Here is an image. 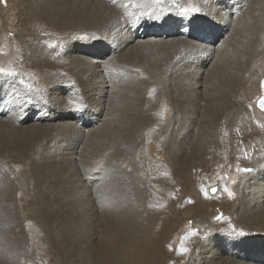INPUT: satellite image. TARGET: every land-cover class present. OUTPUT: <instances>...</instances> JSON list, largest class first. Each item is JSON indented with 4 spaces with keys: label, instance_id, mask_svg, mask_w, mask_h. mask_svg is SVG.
Returning a JSON list of instances; mask_svg holds the SVG:
<instances>
[{
    "label": "rangeland",
    "instance_id": "1",
    "mask_svg": "<svg viewBox=\"0 0 264 264\" xmlns=\"http://www.w3.org/2000/svg\"><path fill=\"white\" fill-rule=\"evenodd\" d=\"M6 1L0 0V69L3 70L0 71V110H6L4 113L0 112V264H15L17 257L13 254V248L15 243L21 242L22 231L25 240L23 246L28 252L23 264H264V153L250 154L249 151L250 155L246 160H242L240 154L238 156L232 154L234 147H231V154L224 149L227 153L222 155L220 152H223L225 139L223 140L221 136L222 130L218 129L222 128V125L215 126L211 133L207 126L203 127L200 123L192 125V129H188L186 122L173 123L175 135L168 132V144L163 147L158 157L164 159L162 161L166 169L170 168L171 181L174 178L172 173L179 170V167L175 166V161L182 162H179V165L183 166L185 163L181 171L184 177L183 188L179 193L176 189H171L166 212L162 214V209L157 211L155 210L157 208H148L152 207L148 199L153 198L152 194L155 191L148 189L149 176L144 175L146 197H149L145 199L146 202L140 204L142 207L138 206L139 209H136L137 193L133 190L132 194L127 184L128 177L134 172L137 156L132 153L129 158L123 159L120 165L114 161L115 171H112L106 163L108 156L99 161V157L103 155L98 152L100 145L106 141L100 138L104 135V124L102 122L90 124L88 127H82L85 131H82V128L79 131L81 125L76 123L79 112L74 111L72 114L75 116L69 119H62L57 115L69 110L58 112L56 103L62 98L66 99V102L83 100L84 102H80L83 106L90 103L91 112L99 119L97 116L99 108L97 103H94L96 100L94 98L98 97L99 92L96 91L97 95L94 96L87 89L83 91V86L73 85L63 88L61 93L54 94L52 76L29 69L30 64L25 60L26 52L21 49L28 38L25 37L26 33L29 34L31 30L26 27L28 25H24L25 11L23 12L22 7L25 0L23 2L11 0L8 4ZM57 1H51L50 5ZM179 1L185 6L183 0ZM79 2L81 0H78ZM148 12H151L154 18L163 17L158 10ZM202 12L197 13L178 7L175 17L178 18L177 23L186 30L187 16L196 21ZM117 35L118 31H115L113 36ZM178 36L166 37L165 40L169 38L176 42L177 38L178 40L184 38L183 35ZM154 37L156 36L151 37V41H159V37ZM95 39L96 37H92L78 43L79 47L73 49L74 52L70 51L72 54L70 58L76 60L88 57V50L98 44ZM105 44L110 45L109 42ZM135 44L107 54L106 60L116 63V60L126 55ZM94 49L96 52L99 50ZM155 51L163 58L160 59L164 60L166 52L162 53L159 48ZM150 52L151 55H142L139 59L143 63L149 62L148 60L153 62L156 54ZM199 55L198 52L188 59L186 56L182 57V61L174 69L180 70L182 75L175 77L172 85L177 84L180 79L189 81L188 73L194 68L192 64L197 61ZM145 57L147 60L143 59ZM210 63L207 67L204 65L205 70L211 69ZM256 65L257 62L253 61L251 68L253 77L250 80H253L251 82L253 93L245 104L248 112L253 111V115L263 118L264 111L258 108V101L264 94V75L257 74L254 70ZM150 72L152 70L145 76L125 72L123 78H128V81L121 84L118 94L114 92L112 99L109 97L107 106L110 111L115 104L120 103L118 96H129L131 88L135 86L149 92L150 90L146 88L151 81L147 75H153ZM169 75V71H161L160 77L156 79L159 87L165 86L164 79ZM62 79L64 83L71 84L67 77L63 76ZM160 90L155 92L161 93ZM10 104L12 110L7 112ZM173 112L172 109L167 111L169 115ZM177 142L185 146L181 153L178 151L180 156L175 151ZM70 155L71 158L67 159ZM95 161H99L97 167L100 169L98 168L97 175L92 179L98 183L99 174L102 177L107 176L104 179L105 184L99 190L101 194L103 193L100 194L101 201L94 199V185L84 189L85 187L76 182L81 176L82 179H87L90 167ZM48 174L53 176L54 187L58 184L64 185V182H60L62 180L67 182L69 187V195L58 198L59 200L54 201L50 206L52 208L48 210L49 213L53 211L47 216L53 224L50 227L44 225L42 218L37 216L41 205L36 201L33 186L34 180ZM115 175L118 177L119 188L115 186L113 189L109 180ZM120 181L123 182L122 187ZM212 188H216L215 193L211 192ZM5 189H14L12 201L4 200ZM229 191L233 194L231 197L228 195ZM128 194L132 195L131 202L134 204L132 209L127 208V205L124 208ZM159 197L162 198L161 193ZM101 208L103 210H100ZM123 209L130 211V215L133 211L140 210L134 224L119 218L115 222L118 210ZM112 212L114 215L111 216ZM162 215H165L163 216L165 219ZM15 217L19 219V225L13 223ZM120 221L124 222L125 227ZM28 223L42 227L40 230L43 239L48 241L51 252L38 250L30 241L26 229ZM107 233H110V236ZM105 234L109 237L106 238ZM61 236L65 241L61 240ZM107 243L112 244V250L106 248ZM48 254L50 256H47Z\"/></svg>",
    "mask_w": 264,
    "mask_h": 264
},
{
    "label": "bare ground",
    "instance_id": "2",
    "mask_svg": "<svg viewBox=\"0 0 264 264\" xmlns=\"http://www.w3.org/2000/svg\"><path fill=\"white\" fill-rule=\"evenodd\" d=\"M51 1L54 2V0H25L23 2L24 25H28L26 27L31 30L29 34L26 33L25 37L28 38L20 48L26 52L25 60L31 65H28V68L37 70L39 73H49L52 76L54 94L55 92L61 93L63 88L73 85L83 86V91L87 89L94 96L99 92L98 97L94 98L96 99L94 103H97L99 108L97 114L99 119L93 114L94 112H91L90 103H86V106L81 105L80 102H84L83 100L79 102L67 100L66 102V99L59 98L56 103L59 108L58 112L69 110L64 114L57 113V115L59 118L69 119L75 116H73L74 111L79 112L80 114H77L79 119L76 122L81 125L79 131L90 124L101 122L104 124L105 137L103 135L100 138L106 141L100 145L98 152L103 155L101 154L99 161L101 162L103 157L108 156L106 163L112 171H115L114 161L115 164L120 165L121 161L129 158L132 153L137 156L134 172L130 175L131 177H128L129 183L127 182L129 191L132 194L133 190L137 193L136 209H139L138 206L146 202L145 199L149 197H146L144 175L149 176L148 189L155 191L152 194L153 198L148 199L152 205L148 208H157L155 209L157 211L162 209V214L166 212L171 189H176L179 193V190L183 188L184 177L181 171L185 166V161L184 166L179 165L180 161H175L176 165L173 163L179 167V170L172 173L174 178L171 181L170 168L166 169L162 161L164 159L158 157L163 147L168 144V132L175 135L173 123L186 122L188 129L200 123L203 127L207 126L211 133L215 126L222 125V128H218L222 130L221 136L223 140L225 139L223 152H220L222 155L227 152L231 154V147H234L232 154H237V156L240 154L242 160H246L247 156L254 152L264 153V117L253 115V111L248 112L246 107L253 93V87H251L253 80L250 81L253 77L251 72L253 61L257 62L254 66L257 74L264 75V0H183L185 6L179 0H81L79 3L78 0H69L68 3L65 0L64 2L58 0L52 6ZM10 2L11 0H7L6 4ZM178 7L197 13L203 12L196 21L187 16L188 23L184 30L177 23V16L175 17ZM149 10H158L163 17L154 18L151 16L152 13L148 12ZM115 31H118L116 37L113 36ZM178 35H183L184 38L179 40L177 38L176 42L169 39ZM152 36L159 37V41H151ZM92 37H96L95 41L98 42L94 47L99 49L97 52L92 47L88 50V57L76 60L70 58L72 56L70 51L74 52L73 49L79 47L78 43ZM166 37H169L168 40H165ZM108 42L111 47L105 44ZM132 43H136V46H132L126 55L119 57L116 63L106 60L107 54L125 49ZM157 48L162 50V53L166 52L164 60L155 51ZM150 51L156 54V56L153 55L156 59L153 62L148 60L149 62L143 63L139 58L142 55H149ZM198 52L200 55L192 64L194 68L188 73L189 81L185 82L184 79H180L177 84L172 85L174 78L182 75L180 70H174L182 61V57L186 56L188 59ZM91 56L92 59H90ZM143 59L147 60V57ZM211 60H213L212 63H210ZM209 63L212 64L211 69L205 70L204 65L207 67ZM150 70H152L150 74L153 75H147L151 81L146 88L150 91L147 92L135 86L131 88L129 96L119 95L117 99L120 103L115 104L110 111L107 103L112 93L118 94L121 84L128 81V78H123L126 75L125 72H135L145 76ZM162 70L169 71L170 75L164 79L165 86L159 87L156 79L160 77ZM63 76L67 77L71 84L64 83ZM159 89L161 93L155 92ZM170 109L174 111L172 115L167 113ZM9 110H12V104L7 112ZM0 112L4 113L6 110L1 109ZM82 131H85V128H82ZM37 141L40 142V140ZM175 145L177 154L178 151L181 153V149L185 147L179 142ZM71 155L67 159H70ZM174 156L178 159L175 153ZM96 161L90 167V173H87L90 177L88 178L86 174V180L81 176L76 182L85 187L84 189L94 185V199L101 201L99 190L105 184L104 179L107 176L102 177L99 174L98 183L92 179L97 175L99 168L97 167L99 161ZM117 179L115 175L109 180L113 189L117 187ZM60 182H64V185L58 184L54 187L52 174L43 175L33 181L35 198L41 205L37 216H40L44 225L49 227L53 225L47 217L53 212L48 211L52 208L51 204L59 200L58 198L69 195L67 182L64 180ZM122 185L123 182L120 181V186ZM15 186L14 183L13 187ZM6 189L3 192L4 200L12 201L14 189ZM84 193L83 198L86 197ZM160 193L162 198L159 197ZM131 200L132 195L128 194L124 201V208L126 205L127 208H133L134 204ZM139 211L135 210L130 215V211L118 210L115 222L119 218L134 224ZM113 213H110L111 216L114 215ZM159 214H157L158 217ZM165 215H162V218ZM13 220L15 225H19L17 217ZM40 228L42 227L37 224H27L26 229L30 235V241L38 247V250L51 252V247L48 241L43 239ZM164 232L165 230L162 233ZM23 240L22 231L21 242L15 243L13 248V254L17 257L15 264H23L28 255L23 246ZM61 240L65 241L62 236ZM111 247L112 244L107 243L106 248L112 250Z\"/></svg>",
    "mask_w": 264,
    "mask_h": 264
},
{
    "label": "snow or ice",
    "instance_id": "3",
    "mask_svg": "<svg viewBox=\"0 0 264 264\" xmlns=\"http://www.w3.org/2000/svg\"><path fill=\"white\" fill-rule=\"evenodd\" d=\"M0 71H3L2 69H0ZM260 107L262 108V109H264V97H262L261 99H260ZM245 171H250V169H245ZM227 190V189H226ZM214 191H216L215 189H214ZM228 195L231 197L233 194L229 191L228 192ZM221 217H217V219H220ZM184 251H187V249H184Z\"/></svg>",
    "mask_w": 264,
    "mask_h": 264
},
{
    "label": "water",
    "instance_id": "4",
    "mask_svg": "<svg viewBox=\"0 0 264 264\" xmlns=\"http://www.w3.org/2000/svg\"><path fill=\"white\" fill-rule=\"evenodd\" d=\"M262 97H264V94L260 97V99L262 98ZM260 99H259V101H258V108L260 109V110H262V111H264V109H262L261 107H260ZM214 189L216 190V188H212L211 190V192L212 193H215L216 191H214Z\"/></svg>",
    "mask_w": 264,
    "mask_h": 264
}]
</instances>
